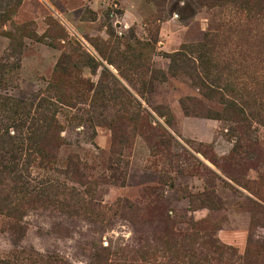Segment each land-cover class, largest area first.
<instances>
[{
	"label": "rangeland",
	"instance_id": "obj_1",
	"mask_svg": "<svg viewBox=\"0 0 264 264\" xmlns=\"http://www.w3.org/2000/svg\"><path fill=\"white\" fill-rule=\"evenodd\" d=\"M0 264H264V0H0Z\"/></svg>",
	"mask_w": 264,
	"mask_h": 264
},
{
	"label": "trees",
	"instance_id": "obj_2",
	"mask_svg": "<svg viewBox=\"0 0 264 264\" xmlns=\"http://www.w3.org/2000/svg\"><path fill=\"white\" fill-rule=\"evenodd\" d=\"M205 42V40H204ZM172 57H181L182 58V55L180 53H174L172 55ZM173 70V67L171 68L170 67V72H173L171 71ZM204 77H202V94H203V97H210V96H214L217 100V102L223 106V108H227V107H233V102L232 101H228L226 100L224 97H222V95L220 94L221 92H223V90H221L220 88H218L216 86V84L212 81H210L208 79V74L204 73L203 75ZM17 111V108H15ZM15 115V113H13ZM35 112L33 111V114L32 116L34 115L35 116ZM33 116V117H34ZM208 119V118H207ZM209 119H212V120H216L214 118H209ZM48 131L50 132L49 134V138H50V142H51V145H52V148H54L55 146V142H56V136L54 134V132L56 131V127L54 126H49L48 127ZM29 145H30V150H31V153H33L35 156H37L40 160L42 158V153H43V150L42 148L39 146V138H38V127L36 126H33L31 131L29 132V138L27 139Z\"/></svg>",
	"mask_w": 264,
	"mask_h": 264
}]
</instances>
